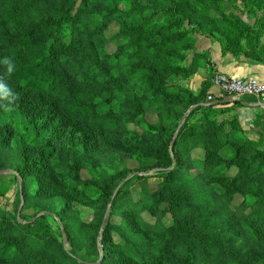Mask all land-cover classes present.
<instances>
[{
  "label": "rangeland",
  "instance_id": "1",
  "mask_svg": "<svg viewBox=\"0 0 264 264\" xmlns=\"http://www.w3.org/2000/svg\"><path fill=\"white\" fill-rule=\"evenodd\" d=\"M11 2L14 9H28L25 23L50 19L49 11L66 6L64 0ZM187 5L191 10L184 15L189 20L178 21L164 0H86L85 4L76 0L75 9L83 10L85 26L77 36L80 47L75 55L92 79L90 87L107 88L135 68V78L119 98H110L107 108L75 118L68 103L32 94L22 99L25 91L18 92L8 82L18 99L10 111L0 108V246L19 247L26 263L40 257L45 262L68 264L69 256L94 264H129L121 248L125 240L143 260L132 264H150L162 240L152 237L148 228L160 224L172 233L177 221L182 230L214 246L220 255L230 251L240 257L241 264H264V228L252 224L242 207L245 199L255 209L260 207L256 193L263 184L264 146L237 149L243 142L238 140L234 108L223 104L224 99L213 110L195 113V105L178 102L158 100L146 107L155 93L150 89L156 87L149 77L160 81L158 87L169 96L186 100L191 95L196 104L207 95L218 99L220 95L211 85L214 74L220 73L214 69L212 46L236 49L238 55L264 65V0H189ZM2 8L0 0V11ZM137 25L144 29V37L135 51L131 43ZM0 32L9 36L11 30L0 24ZM155 33L169 35L174 41L180 38L179 43L193 49L179 50L177 57L159 56L150 46ZM6 43L8 37L2 40L3 46ZM204 51H208L209 62L196 59L191 75L174 76L164 67L173 64L185 71L193 53ZM63 73L67 88L88 86L65 70ZM256 100L264 104V95ZM42 119L46 126L30 142L45 149L51 137V148L42 156V169L23 170L18 128ZM147 125L165 135L146 132ZM132 136L152 145L155 156L138 162L107 147V143L133 144ZM181 149L201 153L202 158L190 159ZM39 150H28V159H34ZM165 150L171 162L162 158ZM257 152L262 161L249 168L231 162L234 157L247 160ZM18 171L31 172L22 176ZM222 176L235 184L233 190L224 187ZM65 183L86 188L88 198L74 199L63 188ZM104 185L106 198L95 188ZM108 225L114 229L110 231ZM104 232L106 244L102 243ZM176 235L182 236L181 232ZM109 246L116 251L109 252Z\"/></svg>",
  "mask_w": 264,
  "mask_h": 264
},
{
  "label": "trees",
  "instance_id": "2",
  "mask_svg": "<svg viewBox=\"0 0 264 264\" xmlns=\"http://www.w3.org/2000/svg\"><path fill=\"white\" fill-rule=\"evenodd\" d=\"M12 0H2L3 8L0 11V24L7 26L11 33L8 35L0 32V61L5 57L11 58L16 64V70L14 73L6 79V82H11L15 89L19 91H25L21 98L32 94L37 97L42 98H51L56 100V102L68 103L70 108H68L72 116L81 117L92 111L98 109H104L109 107L110 98H119L125 85L135 78V68L126 74L120 80L113 81L107 88H91L93 84L92 79H89V73L86 70H82L79 59H77L75 52L80 44L77 40L78 34L84 30V23H82V14L83 10L75 9L76 0H64L66 6L61 9H54L49 11L50 19H40V21H35L34 23H25L23 20L24 15L28 12L26 10L14 9ZM86 0H82V4H85ZM170 3L171 15L176 16L178 21L189 20L184 14L188 13L187 10H191V7L187 5L189 0H181L180 3H175L173 0H164ZM198 2V1H196ZM194 3V6H199L198 3ZM193 6V7H194ZM178 9V10H176ZM179 10H184V13H181ZM102 30V28H100ZM144 29L140 25H137V32L134 34V39L131 43V47L137 51L138 42L141 41L144 37ZM240 36L242 35L239 31ZM4 37H8V43L2 45V40ZM180 38L172 39L169 35H158L155 33V41L151 43V48L154 52L164 54L165 57L170 58L174 55L177 57V52L179 50H191L193 49L191 45L181 44L178 42ZM169 44V47H165ZM236 49H221L223 54L229 53L232 55H238ZM192 57L191 64L187 69H181L176 65H164L167 67L168 73L174 76L182 75L183 73L186 76L195 73V63L196 59L203 58L204 64L209 62L208 51L202 53L194 52ZM206 58V60H205ZM162 65V63H160ZM198 66L202 67L204 65L198 63ZM63 70L66 73L72 75V77H77L82 82L86 81L88 86H67L62 82ZM5 72V66L0 63V73ZM152 84L156 86L153 99L150 100L146 107H152L155 105V102L158 100L164 101L167 104L171 102H178L186 107H191L195 105V111H204V110H213L217 108L218 105L210 106L208 104L217 101H222L227 97V95H222L218 99L212 97V95H207L202 98L197 104L193 101L191 95H186V100L181 99L178 95L169 96L166 95L160 88V81L156 82V79L149 77ZM100 86V85H97ZM208 96L212 97V101H208ZM248 98V97H243ZM253 98V97H249ZM225 104V103H223ZM231 105L234 108V124L237 129L238 140L243 142V145L237 146L239 150L254 149L259 148V146H264L262 141H255L248 137L247 133L244 131L241 125V119L236 111L237 107L240 106V101L234 99L226 105ZM229 105V106H230ZM193 113V112H192ZM46 120H44L45 122ZM43 119L36 123V121H30V125L24 124L20 125L18 128L19 135V145H20V157L22 160L21 166L23 170L26 169H42V156L45 155V152L49 151L51 148L52 138L50 137L46 142V147H37L36 145L31 144L32 139L40 134L42 128L46 125L44 124ZM145 131L152 134L163 136L165 131L161 129H156L152 126H146ZM32 135V138H28ZM133 144L115 145L107 143V147L111 148L115 152L122 153L124 155L130 156L136 161L140 162L145 158H152L155 156L154 147L147 144L141 137L132 136L131 137ZM48 147V148H47ZM38 149L39 152L34 159L29 160L26 152L30 149ZM183 155L187 156L190 159L202 158L201 153H194L188 149H181L180 151ZM163 159L171 162L170 153L168 151L163 152ZM262 154L257 152L252 155L249 159L238 160L237 157L231 159V162L239 168H249L253 162L262 161ZM176 160V159H175ZM167 162V161H166ZM17 170V169H16ZM30 171V172H31ZM30 172H27L28 174ZM19 174L22 176L27 175L25 172ZM222 183L226 189L233 190L235 184L231 182L230 179L222 176ZM63 188L74 198L78 200H86L88 195L86 194V188L78 189L74 185H69L65 183ZM99 194L102 197H108L106 185L103 188L95 187ZM224 194V193H223ZM256 203L260 206L258 209L253 207V204L250 203L248 199H245L242 203V207L248 211V220L260 227L264 228V178L263 184L259 187L258 192L256 193ZM45 216L41 219L43 220ZM30 224L25 225L24 227H29ZM110 231L114 229L111 226H107ZM150 229V234L156 239L162 240V247L153 255L154 257L149 261L150 264H241L238 259V255L231 253L230 251H225L221 255L218 253V250H215V247L207 244L204 240L199 237H194L189 231L182 230L180 224L175 221V227L171 228L172 233L169 230H166L160 224L155 227L148 228ZM108 230V232H109ZM107 232V228H106ZM104 232L102 236V243L106 244L107 241L105 238ZM176 235V233H180ZM109 249V252L116 251L117 248L114 246L106 247ZM124 250L127 253V259L125 261L132 264L133 262H143L141 256L137 251L136 247L131 244L129 241L124 240L122 245ZM173 251V253H171ZM228 257V258H227ZM69 259L68 264H94L90 262H85L75 257H67ZM260 260H263L260 258ZM0 264H61L56 261H47L43 258L36 257L33 261L26 263L21 254V249L19 247H11L8 245L0 246Z\"/></svg>",
  "mask_w": 264,
  "mask_h": 264
},
{
  "label": "crops",
  "instance_id": "3",
  "mask_svg": "<svg viewBox=\"0 0 264 264\" xmlns=\"http://www.w3.org/2000/svg\"><path fill=\"white\" fill-rule=\"evenodd\" d=\"M210 54L214 69L234 79H252L264 85V65L252 60L245 54H223L220 47L212 46ZM240 106L236 111L241 119V125L248 137L264 143V104L254 98L236 99Z\"/></svg>",
  "mask_w": 264,
  "mask_h": 264
},
{
  "label": "built area",
  "instance_id": "4",
  "mask_svg": "<svg viewBox=\"0 0 264 264\" xmlns=\"http://www.w3.org/2000/svg\"><path fill=\"white\" fill-rule=\"evenodd\" d=\"M211 85L217 93L227 95L229 98L238 99L241 97H253L259 99L264 95V85L252 79H234L223 73H216L211 79ZM208 101L212 97L208 96Z\"/></svg>",
  "mask_w": 264,
  "mask_h": 264
},
{
  "label": "clouds",
  "instance_id": "5",
  "mask_svg": "<svg viewBox=\"0 0 264 264\" xmlns=\"http://www.w3.org/2000/svg\"><path fill=\"white\" fill-rule=\"evenodd\" d=\"M5 66V72L3 75H0V108L4 111H10L12 106L18 99L17 93L6 82V79L10 77L16 70L15 62L9 58L5 57L0 61Z\"/></svg>",
  "mask_w": 264,
  "mask_h": 264
},
{
  "label": "water",
  "instance_id": "6",
  "mask_svg": "<svg viewBox=\"0 0 264 264\" xmlns=\"http://www.w3.org/2000/svg\"><path fill=\"white\" fill-rule=\"evenodd\" d=\"M230 101H231L230 98H225V99L223 100V103L227 104V103H229ZM220 102H221V101H214V102H212V103H210V104H208V105H210V106H215V105H218ZM177 132H178V129L175 131L174 136L172 137V140H171V142H170V150L172 149L173 144H174V142H175V140H176Z\"/></svg>",
  "mask_w": 264,
  "mask_h": 264
}]
</instances>
